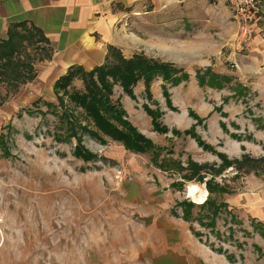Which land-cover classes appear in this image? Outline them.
Instances as JSON below:
<instances>
[{
    "label": "rangeland",
    "instance_id": "obj_1",
    "mask_svg": "<svg viewBox=\"0 0 264 264\" xmlns=\"http://www.w3.org/2000/svg\"><path fill=\"white\" fill-rule=\"evenodd\" d=\"M138 23L133 29L145 45L133 51L189 75L178 86L156 78L150 96L143 80L134 88L135 98L114 86L111 99L124 108L123 120L157 150L127 149L92 123L88 130L101 137L77 128V136L59 140L66 136V125L56 115L63 110L46 104H58L52 91L38 107L7 101L10 106L0 109V264H264L263 82L262 89L255 86V78H246L221 52L220 32H178L172 20L166 30L158 22ZM38 45L29 47L22 60L42 57ZM207 70L230 81L220 88L201 82L197 73ZM83 89V82L75 80L70 91ZM145 107L161 115L168 133L154 130ZM70 109L83 126L88 124L82 109ZM189 130L203 145L184 134ZM78 139L93 159L76 156ZM194 170L192 181L183 179ZM207 181L226 189L210 197L228 207L219 210L213 226L197 208L193 218L204 224L185 222L180 205H199L188 197L189 185L209 193ZM179 251L184 257L175 255ZM165 253L172 255L170 261Z\"/></svg>",
    "mask_w": 264,
    "mask_h": 264
},
{
    "label": "crops",
    "instance_id": "obj_2",
    "mask_svg": "<svg viewBox=\"0 0 264 264\" xmlns=\"http://www.w3.org/2000/svg\"><path fill=\"white\" fill-rule=\"evenodd\" d=\"M260 1L264 13V0ZM139 20L158 22L163 30L166 22L172 20L173 30L178 32H220L221 52L237 62L246 78L254 77V85L262 89L264 22L251 27L249 46L245 45L239 35V22L225 0H4L0 1V42L8 39L9 30L15 25L22 24L42 33L45 41L39 44L45 50L34 62V80L16 90L0 82L4 86L0 109L10 106L7 101L22 106L23 102L35 103L49 95L54 92L55 82L72 66L91 71L104 65L109 46L121 50L125 57L138 53L133 50L145 43L133 29ZM183 21L186 23L182 26ZM206 39L211 40L208 36ZM175 228L172 225V230ZM181 230L183 243L182 226ZM180 249L183 251L184 247L180 245ZM164 255L170 261L172 255ZM175 255L184 257L181 251Z\"/></svg>",
    "mask_w": 264,
    "mask_h": 264
},
{
    "label": "trees",
    "instance_id": "obj_3",
    "mask_svg": "<svg viewBox=\"0 0 264 264\" xmlns=\"http://www.w3.org/2000/svg\"><path fill=\"white\" fill-rule=\"evenodd\" d=\"M44 41L45 38L42 33L34 27L29 29L26 25L20 24L15 25L13 29L9 30L8 39L0 42V82L5 84L7 88L16 90L20 86L34 80L36 76L34 62L26 61L25 59L23 61L22 54L27 53L29 47L39 46L38 44ZM38 49L39 51H44L45 47L40 46ZM200 75V73H197V78L201 82L205 79L208 84L219 88L223 87L224 82L230 81V78L218 75L211 70H207L202 76ZM158 77L161 78L165 84H171L173 86H178L180 83L188 81L189 79V75L184 74L182 69H179L171 63H165L158 59L150 58L144 53H136L127 58L123 55L121 50L113 46L108 47L106 63L100 67H96L91 71H87L81 66L70 67L67 73L61 76L54 84V95L56 96L58 104L46 103L47 106L53 107L52 110L55 106L63 110L61 112L58 111L56 115L60 118L61 123L66 125V136L58 137V139L62 140L63 138L66 139L77 136V128L82 129L95 138L101 137L97 131L88 130L89 123H92L94 127L102 131L103 134L123 141L127 149L129 148L133 151L142 153H146L150 150H157L150 140L137 133L135 128L126 120H123V118L127 116L124 108L118 102L114 103L111 98L115 85H119L126 95L135 98L134 88L141 80L144 81L146 93L150 96L151 85ZM75 80H81L83 82V90L70 91ZM163 89L165 96L168 97L167 88L163 86ZM64 97L68 99L67 104ZM41 101L42 99H39L37 102L33 103V106L38 107ZM70 107L76 109L80 108L84 111L85 120L88 122L86 126H83L81 120ZM145 110L152 118L154 130L168 133V129L164 127L159 120L161 115L148 107H145ZM29 112L31 113V111ZM120 126L125 129V131L121 130ZM174 133L182 134L177 130H175ZM184 134L197 138L199 143L203 145V141L193 130L185 131ZM75 153L77 157L84 158V160L87 161L95 157L92 153L85 150L80 139H78ZM164 164L165 166L162 165V167H166V170L167 161H165ZM189 164H191V166L193 165L194 168L197 167L194 163ZM193 174V176L184 177L183 179L192 181L193 177L196 175L195 170ZM172 186H175L174 183ZM207 188L210 195L204 204L194 205L191 202H184L180 205L183 207L181 218L185 222L192 223L198 221L204 224L203 220H207L210 222L208 226H213L219 214V210L222 207H228L225 203L217 205V202L210 197L217 189L222 193L226 192L225 188L216 187L212 184V181H207ZM195 208L198 209L197 214L198 216H202L203 220L193 218V211ZM202 212L206 213L201 215L200 213ZM173 215L177 216L176 210H173ZM190 230L194 233L192 227ZM262 232L264 235V227Z\"/></svg>",
    "mask_w": 264,
    "mask_h": 264
},
{
    "label": "built area",
    "instance_id": "obj_4",
    "mask_svg": "<svg viewBox=\"0 0 264 264\" xmlns=\"http://www.w3.org/2000/svg\"><path fill=\"white\" fill-rule=\"evenodd\" d=\"M4 1V0H0ZM239 22V35L243 43L249 46L250 32L253 25L264 22V13L260 0H225Z\"/></svg>",
    "mask_w": 264,
    "mask_h": 264
},
{
    "label": "bare ground",
    "instance_id": "obj_5",
    "mask_svg": "<svg viewBox=\"0 0 264 264\" xmlns=\"http://www.w3.org/2000/svg\"><path fill=\"white\" fill-rule=\"evenodd\" d=\"M209 193L206 189L201 188L197 184H190L188 187V197L192 198L194 203L204 204L208 199Z\"/></svg>",
    "mask_w": 264,
    "mask_h": 264
}]
</instances>
